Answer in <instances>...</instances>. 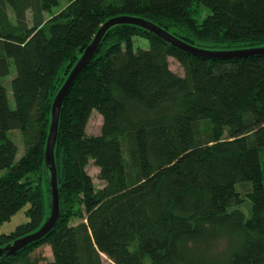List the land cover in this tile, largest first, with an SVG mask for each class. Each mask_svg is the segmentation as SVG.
I'll list each match as a JSON object with an SVG mask.
<instances>
[{
	"label": "trees",
	"instance_id": "16d2710c",
	"mask_svg": "<svg viewBox=\"0 0 264 264\" xmlns=\"http://www.w3.org/2000/svg\"><path fill=\"white\" fill-rule=\"evenodd\" d=\"M58 5L0 0V224L29 205L27 222L1 234L0 248L49 216L51 106L107 20L141 18L209 52L264 48V0H68L52 13ZM202 7L209 13L199 23ZM10 60L13 108L2 83ZM93 112L99 135L86 132ZM13 131L24 148L18 161ZM54 161V228L0 264H103L102 256L110 264H264V56L207 59L114 26L62 105ZM88 161L100 188L84 171ZM44 247L51 262L37 253Z\"/></svg>",
	"mask_w": 264,
	"mask_h": 264
},
{
	"label": "water",
	"instance_id": "95a60500",
	"mask_svg": "<svg viewBox=\"0 0 264 264\" xmlns=\"http://www.w3.org/2000/svg\"><path fill=\"white\" fill-rule=\"evenodd\" d=\"M129 24L146 30L155 35L159 39L168 44L187 52L194 56H199L207 59H236L248 56H264V48H256L249 50H236L227 52H209L195 48L174 35L168 33L159 26L143 20L141 18L118 16L107 20L96 32L91 43L82 52L81 57L73 66L68 74L63 85L56 94L51 106V121L49 126L48 137L46 140L44 151V165L49 173L48 195H49V216L44 221L43 225L34 233L28 234L24 237L18 238L15 241L0 248V260L2 258L15 256L19 251L23 250L32 243L38 242L46 236L55 226L59 217V195L57 186V174L54 161V148L58 135L59 117L62 105L67 98L72 86L79 77V75L86 69L88 64L96 55L100 43L106 32L114 26Z\"/></svg>",
	"mask_w": 264,
	"mask_h": 264
},
{
	"label": "rangeland",
	"instance_id": "374dc122",
	"mask_svg": "<svg viewBox=\"0 0 264 264\" xmlns=\"http://www.w3.org/2000/svg\"><path fill=\"white\" fill-rule=\"evenodd\" d=\"M68 0H59V5L57 8H54L52 10V13H56L59 10H61L63 7L66 6ZM208 10L204 9V7L200 8L197 13H196V20L200 23L205 16L207 15ZM46 18L49 17V15H45ZM9 19L11 22H14L13 16L11 14H9ZM133 45L135 48L137 47H141L142 49H147L148 48V44L146 41L141 40V39H133ZM169 67L170 69L177 74H182V70L179 67V65L172 59H169ZM9 68H10V74L4 78L2 80L3 86L5 87L6 91H7V95H8V100H9V104L10 107H14V102H13V98L11 96V91H10V82L11 80L14 78L15 76V68L13 65L12 60L9 61ZM102 126V118L101 116L97 113V112H93L90 116V119L88 121L87 124V128H86V132L88 135H99L100 133V129ZM9 138L17 145L18 147V153L16 156V160L18 161L20 159V157L23 155L24 153V148H23V144H22V138L21 135L18 131H13L9 133ZM84 171L91 177L93 185L96 188H100L102 186V182L99 181V179L97 178L98 175V169L93 165L92 161H88L87 164L84 167ZM6 173V171H1L0 172V176L4 175ZM39 175H32L29 176V178H32L34 180H36V182L40 185L41 181L39 179ZM47 189H45V184H44V191L45 194L48 192L46 191ZM29 208V205H25L19 212H17L8 222H4L2 224H0V235L1 234H6V233H10L12 232L17 226L25 224L27 222V218L25 216V211ZM72 224H78L80 222V219L74 218L72 221ZM38 254L41 253L42 256L44 258H46L47 261L51 262L52 261V255H51V251L49 247H44L43 249L39 250L37 252ZM102 262L103 264H110V262L104 257L102 256Z\"/></svg>",
	"mask_w": 264,
	"mask_h": 264
}]
</instances>
